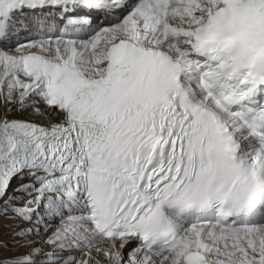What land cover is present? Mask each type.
Listing matches in <instances>:
<instances>
[{
  "label": "snow or ice",
  "instance_id": "6c2138e0",
  "mask_svg": "<svg viewBox=\"0 0 264 264\" xmlns=\"http://www.w3.org/2000/svg\"><path fill=\"white\" fill-rule=\"evenodd\" d=\"M0 264H264V0H0Z\"/></svg>",
  "mask_w": 264,
  "mask_h": 264
}]
</instances>
